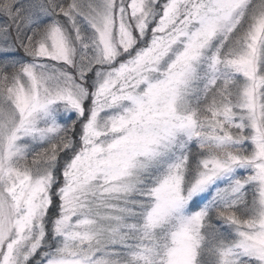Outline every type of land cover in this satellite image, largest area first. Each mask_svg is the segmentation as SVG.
Masks as SVG:
<instances>
[{
	"label": "snow or ice",
	"instance_id": "obj_1",
	"mask_svg": "<svg viewBox=\"0 0 264 264\" xmlns=\"http://www.w3.org/2000/svg\"><path fill=\"white\" fill-rule=\"evenodd\" d=\"M0 264H264V0H0Z\"/></svg>",
	"mask_w": 264,
	"mask_h": 264
}]
</instances>
